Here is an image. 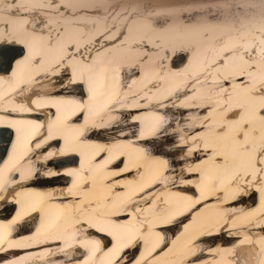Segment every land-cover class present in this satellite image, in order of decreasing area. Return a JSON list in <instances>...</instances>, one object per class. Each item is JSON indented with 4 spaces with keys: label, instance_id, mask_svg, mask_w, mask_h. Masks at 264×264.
Here are the masks:
<instances>
[{
    "label": "bare ground",
    "instance_id": "1",
    "mask_svg": "<svg viewBox=\"0 0 264 264\" xmlns=\"http://www.w3.org/2000/svg\"><path fill=\"white\" fill-rule=\"evenodd\" d=\"M0 112V264H264V0H0Z\"/></svg>",
    "mask_w": 264,
    "mask_h": 264
},
{
    "label": "rangeland",
    "instance_id": "2",
    "mask_svg": "<svg viewBox=\"0 0 264 264\" xmlns=\"http://www.w3.org/2000/svg\"><path fill=\"white\" fill-rule=\"evenodd\" d=\"M159 143H161V146H166V144H170V143H171V140L167 139V140L159 141ZM178 153H179V152H177L176 154H174V156H175V157H178V156H179ZM174 163H175V162H174ZM175 165H176V164H175ZM66 179H67V178H66ZM66 179H62V180L65 181ZM8 209L12 210V207H8L7 210H8ZM8 212H9V210H8ZM39 222H40V221H39Z\"/></svg>",
    "mask_w": 264,
    "mask_h": 264
},
{
    "label": "snow or ice",
    "instance_id": "3",
    "mask_svg": "<svg viewBox=\"0 0 264 264\" xmlns=\"http://www.w3.org/2000/svg\"><path fill=\"white\" fill-rule=\"evenodd\" d=\"M241 135H243V134L241 133Z\"/></svg>",
    "mask_w": 264,
    "mask_h": 264
}]
</instances>
